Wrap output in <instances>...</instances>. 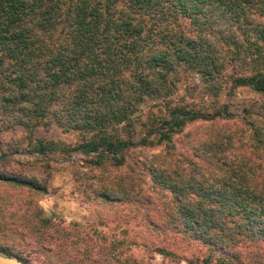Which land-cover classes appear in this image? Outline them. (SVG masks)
Listing matches in <instances>:
<instances>
[{
	"label": "trees",
	"instance_id": "1",
	"mask_svg": "<svg viewBox=\"0 0 264 264\" xmlns=\"http://www.w3.org/2000/svg\"><path fill=\"white\" fill-rule=\"evenodd\" d=\"M247 36L251 45L263 40V46L264 0H0V123L7 131L52 124L77 131V147L40 139L35 152L75 150L94 165L124 167L130 149L173 150V136L188 124L230 119L227 109L206 114L191 103L172 104L178 66L202 62L210 66L202 67L203 76L216 77L226 70L217 69V45L238 50ZM239 87L264 97L263 72L234 77L232 88ZM146 101L165 106V113H141ZM260 133L264 137V128ZM228 138L212 139L218 167L202 173L172 151L141 168L168 198L160 214L168 230L206 246L203 264L213 258L219 264H264V167L261 173L244 159L221 160ZM0 182L45 192L34 180L3 174ZM124 185L122 179L120 193ZM112 192L104 186L99 194L109 200Z\"/></svg>",
	"mask_w": 264,
	"mask_h": 264
},
{
	"label": "rangeland",
	"instance_id": "2",
	"mask_svg": "<svg viewBox=\"0 0 264 264\" xmlns=\"http://www.w3.org/2000/svg\"><path fill=\"white\" fill-rule=\"evenodd\" d=\"M180 21L188 30L187 20ZM249 39L251 36L238 50L228 44L217 45V69L226 70L216 77L203 76L202 67L210 66L202 62L194 68L180 64L172 76V104L191 103L194 110L206 114L221 109L223 115L227 109L230 119L188 124L173 136V150L171 145L127 150L124 167L115 168L108 162L94 165L75 150L68 154L35 152L33 144L40 139L77 147L82 136L77 131H64L55 124L32 132L23 127L7 131L0 123V176L34 180L45 189L40 192L0 182V255L8 253L28 264H203L209 256L206 246L168 230L160 216L168 198L141 164L156 163L172 151L173 158L181 156L197 163L202 173L208 167H218L212 139L219 136L229 137L223 144L229 152L221 154V160L244 159L263 172L264 143L257 137L264 138L260 133L264 97L248 87L232 88L234 77H250L258 70L264 74V44L259 46L263 40L251 45ZM250 57L256 61L249 62ZM139 107L141 113L152 115H163L166 109L150 101ZM243 114L248 116L243 118ZM140 136L138 133L134 140ZM122 179L125 192L120 193L117 187ZM104 186L115 191V198L109 201L99 194ZM158 249L166 252L161 255ZM211 261L219 264L216 258Z\"/></svg>",
	"mask_w": 264,
	"mask_h": 264
},
{
	"label": "water",
	"instance_id": "3",
	"mask_svg": "<svg viewBox=\"0 0 264 264\" xmlns=\"http://www.w3.org/2000/svg\"><path fill=\"white\" fill-rule=\"evenodd\" d=\"M0 264H26V263H23L17 259L11 258V257H6V256L0 255Z\"/></svg>",
	"mask_w": 264,
	"mask_h": 264
}]
</instances>
